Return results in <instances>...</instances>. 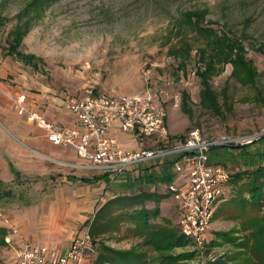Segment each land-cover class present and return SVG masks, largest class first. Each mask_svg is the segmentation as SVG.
Segmentation results:
<instances>
[{"label": "rangeland", "instance_id": "1", "mask_svg": "<svg viewBox=\"0 0 264 264\" xmlns=\"http://www.w3.org/2000/svg\"><path fill=\"white\" fill-rule=\"evenodd\" d=\"M31 1L0 0V132L7 133L27 152L37 154L7 130L9 124H32L28 119L30 111L22 106L25 96L23 103L18 102L20 93L30 96L32 106L42 111L72 117L66 104L67 96H82L91 91L96 95L117 97L150 89L157 104L165 108L170 134L176 136V140L185 139L193 130L206 138L264 130V56L256 50L264 43V0H56L31 25L18 49L33 58L29 62L21 61L9 51L14 43L12 32ZM196 9L206 10V25L221 34L237 35L242 39L246 58L253 62L259 74L255 86H243L232 76L233 67L227 65L225 71L212 80L213 89L219 95L222 116L207 112L200 105L201 86L196 72L201 64L196 48L201 41L186 27L179 29L176 21L181 12ZM185 42L194 49L192 59L184 69H178L177 60L169 52ZM184 92L190 96L192 115L183 110ZM22 107L26 109L22 111ZM263 140L257 146L263 145ZM151 142L148 148H153L154 142ZM126 147L136 146L131 143ZM6 158L7 154L0 150V179H3L1 164L6 165ZM236 160L241 162L240 158ZM48 163L54 169L49 178L23 175L20 181L14 177L3 179L2 192L10 190L14 196L0 200V225L7 224L9 216L14 214L10 211L21 210L26 201L32 205L46 204L47 212L42 211L46 217L39 219V230L47 222L51 229H44L41 234L47 240L55 239V243L42 244L60 247L71 230V222L74 225L76 222L54 216L60 204L57 191L67 184L64 178L72 175L70 170ZM253 173L241 174L239 182L237 177L233 178L229 183L237 188L229 193L230 197L226 193L216 203L209 231L210 244L204 253L198 254L193 243L184 237L185 245L175 248L171 254L191 255L184 264H210L233 257L237 251L235 246L222 243L220 238L222 245L217 246L212 241L218 240L222 233L232 232L239 238L246 235L242 230L243 215L252 208L250 177ZM158 198L159 201L164 199ZM163 208L175 222L177 235L183 236L178 227V203L165 200ZM258 213L264 215V205ZM129 227L109 231L96 240L92 238L93 248L86 264H95L100 243L116 250L140 247L138 239L127 235Z\"/></svg>", "mask_w": 264, "mask_h": 264}, {"label": "built area", "instance_id": "2", "mask_svg": "<svg viewBox=\"0 0 264 264\" xmlns=\"http://www.w3.org/2000/svg\"><path fill=\"white\" fill-rule=\"evenodd\" d=\"M24 96L18 102L23 103ZM66 104L75 118L76 128L65 127L29 113L28 119L46 133L54 146L73 150L80 162H66L46 157L70 171L92 174L121 175L129 169L153 162L166 161L174 175L186 178L184 186L171 184L170 194L179 205V229L193 243L198 254L210 244L209 231L216 203L226 195L232 174L213 163L215 149L244 148L264 138V130L245 135L203 137L198 130L183 140L173 139L165 108L156 102L150 89L128 96H67ZM25 109L22 107V111ZM115 129L153 141L152 149L125 151L112 136ZM96 213L93 214V221ZM90 227L75 238L68 254L37 244H24L18 249L17 264H84L93 248Z\"/></svg>", "mask_w": 264, "mask_h": 264}, {"label": "crops", "instance_id": "3", "mask_svg": "<svg viewBox=\"0 0 264 264\" xmlns=\"http://www.w3.org/2000/svg\"><path fill=\"white\" fill-rule=\"evenodd\" d=\"M22 96H25V104L22 106H27L26 108L30 111L29 113H35L52 123H60V125L65 127L76 128V122L73 116H59L50 110H47L46 112L42 111L38 106H32L29 100L30 96L27 97L24 93L18 95L19 98ZM21 121L23 123L25 122L24 120ZM31 123V125L25 123L15 126L9 124L7 130L12 132L21 144L28 146L31 150L36 151L37 154L27 152L24 147L10 139L7 133L4 131L0 132V150H3L7 154V158L5 159L6 165L1 164V177L3 179L14 177L20 181L23 175H35L42 179L49 178V176L53 174L54 169L49 165V160L39 154L50 156L57 160L60 158L61 161L66 162L75 163L81 161L73 150L64 149L51 144L46 138L45 131L39 128L36 123ZM112 136L116 138L120 147L125 151L152 149L148 148V145L152 143L148 138H141L134 134H122L118 129L113 131ZM172 138L177 139L176 136H172ZM259 142L252 145L253 147L250 149H247L250 146L244 148L215 149L211 154V160L213 163L220 164L229 170L232 174V179L237 177V175L249 174L256 171L260 166L264 167V144L257 146ZM131 143L136 147L130 149L126 147V145H131ZM154 147L155 144L153 145V148ZM60 151L63 154L62 156H60ZM55 156L58 158H54ZM235 157L237 159L240 158L241 162H237ZM50 163L54 164L52 162ZM166 164L167 160L153 162L144 166L142 165L137 168L129 169L118 176L114 174H92L81 171H69L72 176L65 177L64 179L67 184L63 186L64 188H60L57 191L60 193V208L58 207V209L55 210L54 215L71 219L76 222L74 225L70 221L72 225L70 228L71 230L63 241L64 244L60 247L50 244H42L44 242L55 243V239L47 240L41 234L44 229H51L47 222L44 223V227L39 230L41 228L39 219L43 216L46 217V215H42V211L47 212V206L42 203L32 205L29 201H26L25 206L21 210L10 211L14 214L9 216L7 224L0 225V229L5 231V234L3 235V243H0V252L2 253V256L0 257L2 261L1 264H17L18 249L27 243L47 246L51 249L57 250L61 255L68 254L73 240L83 236L88 227L92 224L93 214H97L99 208H101L107 201L113 200L117 197H133L140 194L153 196L152 199L145 202V205H138L134 207V210L153 211L155 209H160V215L150 222L155 225L166 226V222L169 221L170 225L175 227V222L167 216L166 211L163 208V203H165V200L175 201L168 188L171 184L184 186L186 178L171 173L170 166H167ZM5 166L7 167L5 168ZM3 179H0V200L6 198L9 199L14 196L13 192L10 190L2 192L1 189L5 184V180ZM230 183L225 190V193H228L229 195L228 197L231 195L229 193L234 192V189L237 188ZM158 197H163L164 199L159 201L157 200L159 199ZM223 206H225V204ZM220 207L218 206L219 209ZM172 221L174 225L172 224ZM135 239L139 240L137 241L138 243L142 242V239L139 237H136ZM142 248L143 250H140L147 254V260H152L153 262L154 259H157L158 254L152 248ZM86 263L87 260L84 264Z\"/></svg>", "mask_w": 264, "mask_h": 264}, {"label": "trees", "instance_id": "4", "mask_svg": "<svg viewBox=\"0 0 264 264\" xmlns=\"http://www.w3.org/2000/svg\"><path fill=\"white\" fill-rule=\"evenodd\" d=\"M56 0H32L27 9L23 12L15 31L14 43L10 46L9 53L15 55L21 61L33 58L23 55L18 51L24 36L31 25L40 19L47 7ZM206 10H187L180 13L177 18L179 29L185 28L196 34V39L201 41V45L196 48L198 60L201 66L197 69L196 75L200 80V105L203 110L211 112L216 116H222V108L219 103V95L213 89L212 80L220 76L227 65L233 67V77L243 86H255L259 76L252 61L246 58V50L242 39L237 35L219 33L218 30L206 25ZM2 24L0 23V26ZM192 46L185 42L179 48H172L170 55L174 57L179 66L184 69L192 59ZM256 50L264 56V43ZM27 61V63H28ZM183 110L188 115H192V108L189 104L190 96L183 93ZM242 176L237 175V182ZM250 186L252 188L251 210L244 216L242 230L246 233L243 238L232 235V232L218 235V240L212 241L217 246L222 243L232 244L237 248L233 257L227 256L210 264H264V215L258 213V209L264 205V167H259L254 171ZM153 196L140 194L129 197L122 196L107 201L99 208L94 221L90 227V234L96 240L99 236L109 231H119L122 227L129 225L126 230L127 235L142 239L140 247H150L157 254V259L147 260V254L141 251L139 246H133L128 250H116L110 246L100 243L99 254L95 264H184L183 261L190 259L191 255L171 254L175 248L185 245L184 236H178L170 222L166 226L152 224L150 221L160 215L159 209L154 211L138 210L132 211L138 205H145L147 200ZM243 209L246 210L245 204ZM256 207V208H255ZM169 222V223H168ZM238 233V232H235ZM5 231L0 229V243H3ZM95 245L96 241H94Z\"/></svg>", "mask_w": 264, "mask_h": 264}]
</instances>
